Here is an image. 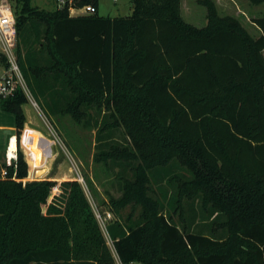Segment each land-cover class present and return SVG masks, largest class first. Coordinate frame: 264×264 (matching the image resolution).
Here are the masks:
<instances>
[{
	"label": "trees",
	"instance_id": "1",
	"mask_svg": "<svg viewBox=\"0 0 264 264\" xmlns=\"http://www.w3.org/2000/svg\"><path fill=\"white\" fill-rule=\"evenodd\" d=\"M16 1L28 90L51 116L95 129L92 161L118 191L108 210L131 209L117 236L118 218L105 225L112 251L80 182L28 180L18 150L0 163V264H264V14L252 18L253 36L214 0H196L202 26L183 17L182 0H131L121 16L100 15L99 0L52 10ZM69 5L95 11L71 16ZM26 102L20 86L0 98L17 135ZM165 179L169 212L156 188Z\"/></svg>",
	"mask_w": 264,
	"mask_h": 264
},
{
	"label": "rangeland",
	"instance_id": "2",
	"mask_svg": "<svg viewBox=\"0 0 264 264\" xmlns=\"http://www.w3.org/2000/svg\"><path fill=\"white\" fill-rule=\"evenodd\" d=\"M7 1L13 10L19 7L16 0ZM214 1L219 13L235 16L253 36H257L259 34V29L252 23L251 20L253 17L264 14L263 4L253 5L246 0ZM30 4L31 6H35L40 9L52 10L55 7V0H30ZM131 7V0H117L115 2L113 0H100L99 12L103 15L109 16L128 15L131 13ZM181 11L183 17L188 22L197 26H202V24L205 23V8L198 4L196 0H182ZM26 97L27 102L22 105V109L26 114V120L29 121L27 128L37 133L38 136L45 137L49 140L52 144L51 147L53 148L52 152L49 149V159L47 162L45 163L42 159L40 161V163L45 164L43 167L46 169V173L44 175H39L35 172L33 175L32 173H29L28 169L27 179L32 180L48 178L50 180H56L57 183H60L63 180L76 179L80 182L95 214L102 216V209L105 207L107 210L108 208L107 200L104 201L102 196L106 197L105 189H110V180L112 181L113 176L101 163H94L92 161V155L94 153L95 129L78 125L68 115L51 116L47 110H42L40 105L43 101L38 100L37 102L31 95L28 88ZM92 115L94 116L93 118H97L98 121L101 120V117L95 112H93ZM0 156H2L0 160L1 163L4 160V153ZM25 159L26 158H24V160ZM27 165L28 167L30 166V169L32 168V165ZM173 170L178 171L179 169L173 168ZM90 174L92 175V180L89 178ZM94 183L99 186V190H96L97 193L94 189ZM156 188H159V195L161 196L165 209L168 212L171 211L172 208L170 207V200L173 195L172 187L165 179V181H162L158 187L156 185ZM112 191L113 193L116 191V187L113 183ZM60 192L59 186L57 185V190L53 189L51 191L49 201L58 199L59 197L57 195H59ZM114 194H116V192ZM101 200L103 202L98 203V201ZM191 207L196 210V203H193ZM130 209V207H127V211H130ZM108 211L112 217L113 213L110 210ZM134 217H136V213H134ZM97 219L102 230L105 232V220H102L100 217H97ZM175 219H177V215H175ZM203 219L204 217L202 218L198 216L195 220V224H198L199 228H202L201 230L206 232L207 226L205 225L209 224V222ZM203 227H206V229ZM107 239L110 243L112 251H114L109 238Z\"/></svg>",
	"mask_w": 264,
	"mask_h": 264
},
{
	"label": "built area",
	"instance_id": "3",
	"mask_svg": "<svg viewBox=\"0 0 264 264\" xmlns=\"http://www.w3.org/2000/svg\"><path fill=\"white\" fill-rule=\"evenodd\" d=\"M114 2L117 0H113ZM57 8H61L66 3L65 0H56ZM71 2V0H69ZM82 14L93 13L94 7L91 5H84L81 7ZM69 13L74 10L72 5L68 7ZM16 43H17V30H16V20L14 16L13 9L7 0H0V98L7 99L11 97L16 88L20 86L27 96V87L25 85L24 79L22 77L20 67L18 64L17 54H16ZM44 138V140H43ZM40 138V141L47 140L45 137ZM48 143V141H47ZM51 144V143H50ZM52 144L49 146L52 152ZM19 150V135L16 133H11L6 139V144L4 148V161L15 162L17 159V152ZM52 155V153H51ZM7 175L6 167H1L0 177H5ZM57 190V185L52 188V190ZM102 220L104 217L96 215ZM110 217V214L106 213V218Z\"/></svg>",
	"mask_w": 264,
	"mask_h": 264
},
{
	"label": "crops",
	"instance_id": "4",
	"mask_svg": "<svg viewBox=\"0 0 264 264\" xmlns=\"http://www.w3.org/2000/svg\"><path fill=\"white\" fill-rule=\"evenodd\" d=\"M57 2L55 0V7L53 9L56 8ZM100 0H99V6H98V13L100 15ZM82 14V9L78 8V7H74V10L70 13L71 16L73 15H79ZM25 114V113H24ZM25 118H26V114H25ZM28 120L25 121L24 124V128L22 129L21 133L19 134V150L25 155H23L27 164L32 165V168L30 169V166L28 167L29 169V173H32L33 175L35 174V172H37V174L40 173V171L43 168V164L40 163L41 159L42 161H44L43 159L45 157L49 156V147L45 144V143H36V139H34L35 135L33 136L31 133L29 132H23L27 126H28ZM2 131V132H1ZM11 133H16L15 132V124H14V116L11 113L5 112L1 109V105H0V155L4 153V148H5V144H6V137H8L7 135L11 134ZM27 147L29 149H31V152H27L26 149ZM23 148V149H22ZM45 156V157H44ZM32 170V171H31ZM92 180V175H89ZM112 183L113 181L110 180V189L106 190L105 189V193H106V197L102 196L104 198V201L107 200L108 195H113V196H117L118 195V191L116 190V194L113 193L112 191ZM94 189L95 192L97 193V191L99 190V186L97 184L94 183ZM97 190V191H96ZM97 195V194H96ZM100 199V198H99ZM103 201H98V203H102ZM104 207V206H103ZM109 213L108 208L107 210L105 209V207L102 209V216L105 218V223L104 225H106L107 223L110 225L112 224V221H110V219H117L120 221L121 227H119L118 229H113V233L114 235H118L119 233L122 232V230H126L129 221H126V223L124 222L125 219H128L130 212L127 211V208L121 209L118 211V214H113V216L106 218V213ZM137 216V213H136ZM104 236L106 238V241L110 246V243L108 241L107 238H109L111 244H112V239H111V234L109 235L105 229V232L103 231ZM112 233V235H113ZM113 247V246H112ZM112 250V249H111ZM133 264H139V263H133Z\"/></svg>",
	"mask_w": 264,
	"mask_h": 264
}]
</instances>
